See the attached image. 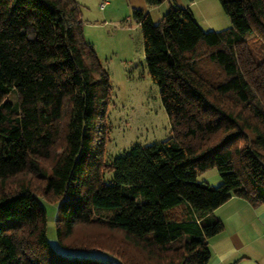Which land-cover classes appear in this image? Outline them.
I'll return each instance as SVG.
<instances>
[{"label":"trees","instance_id":"obj_1","mask_svg":"<svg viewBox=\"0 0 264 264\" xmlns=\"http://www.w3.org/2000/svg\"><path fill=\"white\" fill-rule=\"evenodd\" d=\"M221 2L223 31L176 4L158 23L132 10L172 135L131 146L105 177L110 77L78 1L0 0V264H209L223 230L213 212L232 197L264 205V45L249 46L264 41V0ZM211 168L216 187L199 179ZM41 196L57 203L62 247L76 226L100 223L141 257L56 252Z\"/></svg>","mask_w":264,"mask_h":264},{"label":"rangeland","instance_id":"obj_2","mask_svg":"<svg viewBox=\"0 0 264 264\" xmlns=\"http://www.w3.org/2000/svg\"><path fill=\"white\" fill-rule=\"evenodd\" d=\"M84 23V36L110 77L111 91L105 118L99 119L98 139L104 138L103 174L113 158L126 153L131 146L151 145L169 139L172 135L168 115L162 105L160 90L151 80L146 64L141 27L127 11L124 0H77ZM189 3V0H184ZM191 11L198 23L210 31H223L232 26L221 0H193ZM256 53L264 41L254 36L249 39ZM14 100V97H10ZM100 129V130H101ZM99 143V142H98ZM112 175V173H111ZM200 180L212 186L221 182L216 168L199 175ZM40 187L38 181H34ZM47 211V239L56 252L68 257L97 256L122 250L139 259L141 253L131 248L123 233L100 223L80 224L62 247L57 235V203L40 197ZM51 200V201H50ZM102 249V250H101ZM103 251V252H101ZM109 251V252H108Z\"/></svg>","mask_w":264,"mask_h":264},{"label":"crops","instance_id":"obj_3","mask_svg":"<svg viewBox=\"0 0 264 264\" xmlns=\"http://www.w3.org/2000/svg\"><path fill=\"white\" fill-rule=\"evenodd\" d=\"M124 1L127 11L145 10L155 23L172 4L191 10L193 3V0L189 3L161 0L160 4L150 5L147 0ZM213 214L222 221L223 230L208 240L211 250L209 264H264V205L255 206L246 199L232 197Z\"/></svg>","mask_w":264,"mask_h":264},{"label":"built area","instance_id":"obj_4","mask_svg":"<svg viewBox=\"0 0 264 264\" xmlns=\"http://www.w3.org/2000/svg\"><path fill=\"white\" fill-rule=\"evenodd\" d=\"M109 3V0H104L101 4V8L106 7V5Z\"/></svg>","mask_w":264,"mask_h":264}]
</instances>
